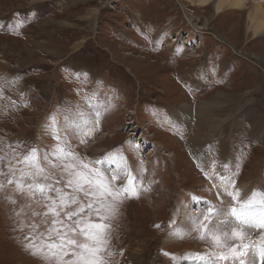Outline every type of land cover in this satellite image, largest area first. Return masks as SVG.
Masks as SVG:
<instances>
[{
  "label": "rangeland",
  "instance_id": "1",
  "mask_svg": "<svg viewBox=\"0 0 264 264\" xmlns=\"http://www.w3.org/2000/svg\"><path fill=\"white\" fill-rule=\"evenodd\" d=\"M202 1L0 0V264H49L26 250L25 237L39 243L53 217L39 193L7 181L27 170L18 161L36 148L48 175L39 182L72 191L62 161L49 156L54 168L43 159L56 129L80 161L108 154L140 181L138 196L105 210L108 264H193L196 254L221 251L189 222L209 205L225 214L233 206L221 176L259 208L264 33L250 31L247 17L256 1L220 14L217 0ZM73 123L93 131L81 135ZM244 231L246 245L261 246L264 229Z\"/></svg>",
  "mask_w": 264,
  "mask_h": 264
},
{
  "label": "snow or ice",
  "instance_id": "2",
  "mask_svg": "<svg viewBox=\"0 0 264 264\" xmlns=\"http://www.w3.org/2000/svg\"><path fill=\"white\" fill-rule=\"evenodd\" d=\"M71 126L81 135L93 131L88 127L81 129L75 123ZM55 132L57 134L53 138L58 143L50 153L42 154L43 159L54 168L58 165L52 163L49 156L62 161L59 167L62 168V175L67 176L64 188L72 191L67 192L59 187L53 188L51 184L39 182L41 178L47 180L48 175L41 167V154L36 148L30 149L29 153L18 161L25 165L27 170L18 169L19 178L7 181L8 184L15 183L17 191L29 197H35L39 193L43 206L47 209L43 215L51 214L53 217L47 233L40 234L39 243L36 236L25 237L28 241L25 248L49 264H108L103 255L110 242V225L103 223L108 219L105 210L114 214L116 205L123 202L126 194L138 196L137 185L140 181L128 169L121 173L116 167L114 156L106 154L88 163L80 161L78 155L67 146V140L58 135V129ZM68 158L74 162H69ZM103 165L108 167L105 169L101 167ZM118 179L124 182L116 184ZM220 179L223 194L231 197L233 206L225 214L209 205L207 214L202 212L201 216L190 217L189 222L198 232L203 229L201 239H204L205 235L209 236L215 247L221 251L196 254L193 264H254L256 258L259 259V264H264V236L260 238L261 246L258 248L244 243L248 235L244 231L245 226L264 229V199L260 200L257 209L252 199H241V194L235 189L231 178L221 176ZM56 183L59 184L60 181ZM2 186L0 184V187ZM79 193H83L82 199L78 197ZM72 205L76 207L71 208ZM70 208L71 210H67ZM92 216L97 217L99 222L92 221ZM221 216L225 218L220 219ZM227 216L234 218L236 226L229 227ZM214 218L218 221L215 224L212 223ZM107 255L112 256L113 253L108 251ZM120 255H123V252ZM210 256L216 258L210 259Z\"/></svg>",
  "mask_w": 264,
  "mask_h": 264
},
{
  "label": "bare ground",
  "instance_id": "3",
  "mask_svg": "<svg viewBox=\"0 0 264 264\" xmlns=\"http://www.w3.org/2000/svg\"><path fill=\"white\" fill-rule=\"evenodd\" d=\"M210 0H203V3H208ZM255 4L252 7L251 11L248 13V29L252 31L255 35L264 33V13L262 12V3L263 1L255 0ZM258 1V2H257ZM245 4V0H217L214 6V11L217 14H220L224 7L229 9H241ZM226 10V9H225ZM222 94V93H221ZM219 97L221 95H218ZM224 98V97H223ZM211 100V99H210ZM211 102V101H210ZM220 102V101H219ZM206 104V103H205ZM222 104V103H221ZM207 105V104H206ZM214 102L212 104L209 103V106H213ZM212 108V107H211ZM207 106L206 109H201L199 111L200 114V120L201 122H206L209 119L210 112ZM214 111V110H213ZM213 118V117H212ZM210 120V119H209ZM214 120V119H213ZM209 122V121H208ZM212 124H218L223 125L221 121L214 120L212 121ZM170 156V155H169ZM223 159V158H222ZM185 209V208H184ZM187 210V209H186ZM189 213V212H188Z\"/></svg>",
  "mask_w": 264,
  "mask_h": 264
},
{
  "label": "built area",
  "instance_id": "4",
  "mask_svg": "<svg viewBox=\"0 0 264 264\" xmlns=\"http://www.w3.org/2000/svg\"><path fill=\"white\" fill-rule=\"evenodd\" d=\"M197 207H198V206H197ZM195 211H196V213H197V212H199V213H200V211H199L198 209H196ZM197 215H199V214H197Z\"/></svg>",
  "mask_w": 264,
  "mask_h": 264
},
{
  "label": "clouds",
  "instance_id": "5",
  "mask_svg": "<svg viewBox=\"0 0 264 264\" xmlns=\"http://www.w3.org/2000/svg\"><path fill=\"white\" fill-rule=\"evenodd\" d=\"M200 213H201V211H200ZM198 216H201V215H198Z\"/></svg>",
  "mask_w": 264,
  "mask_h": 264
},
{
  "label": "flooded vegetation",
  "instance_id": "6",
  "mask_svg": "<svg viewBox=\"0 0 264 264\" xmlns=\"http://www.w3.org/2000/svg\"><path fill=\"white\" fill-rule=\"evenodd\" d=\"M198 206V205H197Z\"/></svg>",
  "mask_w": 264,
  "mask_h": 264
}]
</instances>
